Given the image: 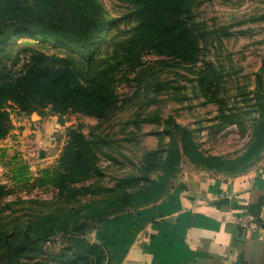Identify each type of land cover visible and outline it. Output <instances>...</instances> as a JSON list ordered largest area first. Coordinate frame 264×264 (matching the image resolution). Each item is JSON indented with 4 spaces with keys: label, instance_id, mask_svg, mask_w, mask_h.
<instances>
[{
    "label": "rangeland",
    "instance_id": "rangeland-1",
    "mask_svg": "<svg viewBox=\"0 0 264 264\" xmlns=\"http://www.w3.org/2000/svg\"><path fill=\"white\" fill-rule=\"evenodd\" d=\"M183 1L173 15L183 17L196 47L190 54L145 48L129 68L118 53L142 29L141 0H98V8H86L98 10L109 28L94 58L111 68L117 102L102 117L7 106L12 128L0 138V264H64L72 257L67 221L96 205L104 204L101 214L128 215L199 177L248 182L264 168V0ZM29 21L38 37L50 31ZM26 40L38 41L13 35L0 51ZM72 131L91 143L99 171L67 194L39 177L59 165Z\"/></svg>",
    "mask_w": 264,
    "mask_h": 264
},
{
    "label": "trees",
    "instance_id": "trees-1",
    "mask_svg": "<svg viewBox=\"0 0 264 264\" xmlns=\"http://www.w3.org/2000/svg\"><path fill=\"white\" fill-rule=\"evenodd\" d=\"M29 1L31 3L0 0V42L13 35L18 38L34 35L38 40L19 41L14 50L0 51L3 60L0 65V138L6 137L12 128L9 104L27 112L50 106L57 113L74 111L102 117L117 102L111 68L102 67L94 58L109 33L98 10L90 13L86 10L90 6L98 8V0ZM184 4L183 0H141L142 29L121 46L120 62L128 67L129 62L140 58L145 48L168 52L162 51L167 47L190 54L197 39L183 17L173 15L176 7ZM31 19L43 23L50 31L38 37L30 29ZM89 45L94 51L92 55L81 51ZM61 46L71 51L62 52L58 49ZM85 137L72 131L59 165L45 169L44 175L39 177L42 184H51L69 194L77 183L98 174L95 149ZM170 154L166 166L171 160ZM103 207L104 204L96 205L94 210L74 215L67 221V247L72 257L64 264H106L107 248L86 236L112 216L99 213Z\"/></svg>",
    "mask_w": 264,
    "mask_h": 264
},
{
    "label": "crops",
    "instance_id": "crops-1",
    "mask_svg": "<svg viewBox=\"0 0 264 264\" xmlns=\"http://www.w3.org/2000/svg\"><path fill=\"white\" fill-rule=\"evenodd\" d=\"M92 235L106 264H264V168L248 182L199 177Z\"/></svg>",
    "mask_w": 264,
    "mask_h": 264
}]
</instances>
